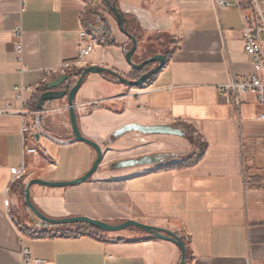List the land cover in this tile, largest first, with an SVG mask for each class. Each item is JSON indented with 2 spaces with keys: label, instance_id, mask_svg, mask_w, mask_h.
<instances>
[{
  "label": "crops",
  "instance_id": "crops-1",
  "mask_svg": "<svg viewBox=\"0 0 264 264\" xmlns=\"http://www.w3.org/2000/svg\"><path fill=\"white\" fill-rule=\"evenodd\" d=\"M109 1L138 40L133 62L163 55L166 65L137 88L97 74L85 78L76 116L82 135L102 148V161L79 185H33V204L55 220L136 221L176 233L187 247L186 264H264V107L252 94L236 102L222 92L232 78L243 81L254 73L244 50L243 15L236 8L217 10L214 0ZM95 15L107 22L113 44L97 46L84 68L64 71L78 61L80 31ZM17 27L23 30L21 58ZM131 48L103 0H0V110L12 100L21 111L17 87L34 90L25 94L32 110L34 97L49 83L71 75L60 88L70 91V83L92 66L137 80L141 73L125 57ZM29 124L28 146L37 153L26 156L24 179L10 185L11 169L23 163L22 120L0 117V264H24L25 248L44 264L180 263L176 245L137 228L108 233L74 224L35 230L41 220L26 205V185L80 179L97 154L74 140L67 98L47 103ZM128 125L180 128L206 150L194 166L168 168L198 148L187 151L184 139L173 136L114 138ZM129 161L139 163L123 166Z\"/></svg>",
  "mask_w": 264,
  "mask_h": 264
},
{
  "label": "water",
  "instance_id": "water-1",
  "mask_svg": "<svg viewBox=\"0 0 264 264\" xmlns=\"http://www.w3.org/2000/svg\"><path fill=\"white\" fill-rule=\"evenodd\" d=\"M106 7L109 9L111 14L116 19L117 25L121 31L128 39L132 41V48L126 52V62L128 65L132 68V70L137 72H143L144 69L148 66L156 65L152 71L145 73L141 75L140 78L134 81H130L127 78L123 77L116 71H112L106 68L102 67H88L84 69L81 76L79 77L76 84L72 87L70 91L68 90H60L62 86H64L65 83H67L71 76H63L60 79H57L51 83L48 84L46 91L40 96L37 109L38 111H43L44 107L47 103H54L61 100H64L67 98L69 112H70V122L72 126L73 136L74 140L78 143H84L91 148H93L96 151L97 158L96 161L91 168V170L81 177L80 179H77L75 181L71 182H62V183H50L42 180H33L29 182L26 185L25 188V195L24 199L26 202L27 207L30 209V211L36 215L42 222L52 225V226H66V225H74V224H85L92 227H95L97 229H100L102 231L108 232V233H117L121 231L128 230L130 228H137L148 235L173 243L176 245L180 251H181V260L179 264H186L187 262V247L183 239L176 233L159 229L156 227H152L149 225H145L136 221H128L120 225H111L102 221H95L88 218L83 217H77V218H69V219H62V220H55L46 217L44 214H42L33 204L31 196H30V188L33 185H41L45 187L50 188H66V187H72L79 185L81 183L89 181L94 174L97 172L98 167L102 161L103 158V151L102 148L95 143L94 141L84 137L80 131L77 116H76V108H75V99L76 96L84 83L85 78L90 74H97L101 76H105V74H111L113 77H115V81L117 83L126 85L128 87H141L144 86L147 81L152 78L153 76L157 75L166 65V58L163 55H155L150 57L148 60L140 63L135 64L133 62V57L137 52L138 49V40L135 36L128 33V31L125 28V24L127 23V20L122 13V11L117 7L116 2L111 3L109 0H103ZM128 133H137L144 136H173V137H179V138H186L187 134L180 128H174L171 126H151V127H145L140 125H128L118 132L114 134V138H120ZM139 162L136 161H129L123 163V166H135Z\"/></svg>",
  "mask_w": 264,
  "mask_h": 264
},
{
  "label": "built area",
  "instance_id": "built-area-1",
  "mask_svg": "<svg viewBox=\"0 0 264 264\" xmlns=\"http://www.w3.org/2000/svg\"><path fill=\"white\" fill-rule=\"evenodd\" d=\"M260 0H214V7L217 10L236 8L243 15L244 25L242 29V39L244 43V50L254 67V73L247 77L243 81H237L232 78L229 83L222 87V92L232 97L233 101L239 102V96L241 94H252L260 105L264 107V15L261 12ZM98 20L97 26L88 25L83 27L80 31V53L79 59L75 64H66L63 67L64 71L72 72V68H83L84 61L87 59L94 49L103 45L105 41L104 33L100 26L101 18L94 17ZM17 40L16 52L19 57L23 54L22 36L23 30L21 27H17L13 34ZM71 76V75H69ZM28 92H34L33 89L27 87H17L14 91V100L19 101L22 105L21 111L16 112L14 109V102L12 100L7 102L6 108L0 110V117L10 114H16L22 120V134L24 142L23 150V163L20 167H14L11 169V182L10 185H14L24 179L27 174V166L25 164V158L27 155H33L37 153L36 147H29V133L31 118L40 115V111H34L28 108L27 101L25 100V94ZM264 121V113L260 117ZM33 120L31 122L34 123ZM9 189L6 191V194ZM10 203L6 202V207L9 208ZM54 226L40 222L37 224L35 230H51ZM24 264H44L45 261L34 259L32 257L31 250L25 248L22 252Z\"/></svg>",
  "mask_w": 264,
  "mask_h": 264
},
{
  "label": "trees",
  "instance_id": "trees-1",
  "mask_svg": "<svg viewBox=\"0 0 264 264\" xmlns=\"http://www.w3.org/2000/svg\"><path fill=\"white\" fill-rule=\"evenodd\" d=\"M95 16L100 17L99 15H95ZM98 23L99 22H98L97 18H94V20L90 22V25L91 26H97ZM100 26H101L102 32L104 33V36H105V41H104L103 45H112L113 43H112V39H111V31H110V28H109L107 22L103 18H101ZM105 77L110 78L111 80H114V81L116 80L115 77H113L111 74H105ZM70 86L72 88L74 86V82L73 83L71 82ZM44 89L46 91L47 88H44ZM38 99L39 98L37 95L33 99L34 104H33L32 110H34V111L37 110ZM186 134L191 140H193L189 133L186 132ZM193 144H194V147L198 148V152L191 153L188 157L180 159L177 163L168 166V168L169 167H181V168L191 167V166H194L195 164H197L203 157L204 151L206 150V145L201 144L200 146L197 147V142H195V141L193 142ZM71 233L72 232H67V233L62 234V236H67ZM80 234H82V233H80ZM55 236H58V235H55Z\"/></svg>",
  "mask_w": 264,
  "mask_h": 264
},
{
  "label": "rangeland",
  "instance_id": "rangeland-1",
  "mask_svg": "<svg viewBox=\"0 0 264 264\" xmlns=\"http://www.w3.org/2000/svg\"><path fill=\"white\" fill-rule=\"evenodd\" d=\"M260 8H261V12L262 14L264 15V0H260ZM85 67V66H84ZM83 67V68H84ZM180 138H178V141H181V139L179 140ZM184 141L180 142L184 145V148L187 150V151H190L192 152L194 150V146L193 144H191L192 142L187 140V137L186 138H183ZM201 145V142H197V147ZM181 149V148H180Z\"/></svg>",
  "mask_w": 264,
  "mask_h": 264
},
{
  "label": "flooded vegetation",
  "instance_id": "flooded-vegetation-1",
  "mask_svg": "<svg viewBox=\"0 0 264 264\" xmlns=\"http://www.w3.org/2000/svg\"><path fill=\"white\" fill-rule=\"evenodd\" d=\"M149 47H147L146 49H148ZM149 59V58H148ZM148 59H146V60H148ZM145 60V61H146ZM144 62V61H143ZM155 67H157L156 65H152V66H148V67H146L145 69H144V71L143 72H140L141 73V75H143V74H145V73H148V72H150V71H152Z\"/></svg>",
  "mask_w": 264,
  "mask_h": 264
}]
</instances>
